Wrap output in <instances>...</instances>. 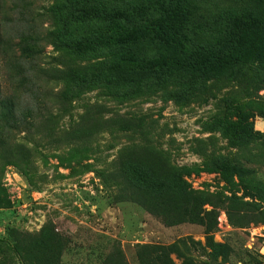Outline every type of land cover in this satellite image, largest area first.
<instances>
[{"label": "rangeland", "instance_id": "1", "mask_svg": "<svg viewBox=\"0 0 264 264\" xmlns=\"http://www.w3.org/2000/svg\"><path fill=\"white\" fill-rule=\"evenodd\" d=\"M49 3L22 0L21 17L10 4L0 8V101L42 112L37 128L0 132V264H140L142 247L173 243L190 264H264V62L243 69L229 65L203 91L187 92L180 74L173 73L164 84L118 88L115 100L101 95V81L88 86L41 74L31 96L20 84L14 43L18 30H46ZM163 5L187 9L196 24L193 40L205 47L216 42L230 17L264 13V0H166ZM220 48H226L223 38ZM233 49L229 45L226 51ZM51 51L56 67L84 65L88 58L47 46L37 63L47 62ZM114 51L171 56L149 33ZM45 110L56 117L45 121ZM200 147L207 155L214 150L213 158ZM219 155L225 159L222 170L211 165ZM232 155L239 175L230 172ZM166 157L193 190L208 195L202 208L216 216L209 233L190 222L165 225L131 197L122 162L129 161V172L139 160L162 172ZM102 169L108 170L105 181ZM38 241L44 248L35 247ZM169 257L173 264L183 261L175 253Z\"/></svg>", "mask_w": 264, "mask_h": 264}, {"label": "trees", "instance_id": "2", "mask_svg": "<svg viewBox=\"0 0 264 264\" xmlns=\"http://www.w3.org/2000/svg\"><path fill=\"white\" fill-rule=\"evenodd\" d=\"M21 1L0 0V8L10 4V11L21 17ZM164 1L131 4L127 0H51L45 7L44 13L49 25L44 32L18 30V39L14 45L19 52L16 67L21 86L25 87L27 94L33 96L37 92L36 80L41 74L53 81L88 86L101 81V95L115 100L118 88L136 91L141 89L143 83L164 84L173 73L180 74L181 85L185 86L187 92L203 91L213 75L229 65L243 69L251 62H264V13L252 18L238 15L230 17L215 35L216 42L205 47L193 40L196 24L192 22L189 11L178 6H164ZM156 10L158 14H154ZM116 22L124 23V28L105 31L95 27L99 23L114 25ZM146 33L151 34L157 44L167 48L171 56L122 54L114 51L115 48L136 43ZM222 38L226 48L216 49ZM229 45L234 49L226 51ZM47 46H51L54 51L66 50L88 58L84 65L56 67V59L51 51L52 54L46 56L47 62L38 64V60L46 55ZM111 49L113 51L110 52ZM103 50L108 53H103ZM41 113V110L31 105L17 109L11 99L0 101V132L7 133L20 125H23L24 130L37 128ZM43 114L42 119L45 121L56 117L50 110H45ZM237 118L241 117L237 115ZM248 136L251 139L256 137L252 133ZM209 140L210 137L200 140L198 147ZM199 149L204 151L203 155H207L203 147ZM214 153V150L210 151L207 158H213ZM232 157L234 161L230 164V172L239 175L240 172L234 169L236 156ZM224 160L219 155L211 161V165L220 170L225 169ZM128 162H122L121 171L131 197L165 225L190 222L202 225L205 233L214 228V210L202 208L207 203L208 195L193 190L184 179L181 168L168 157L164 159L162 172L144 160H139L129 172ZM107 171H99L104 181ZM226 213L230 215L228 211ZM206 239L208 244L213 245L209 236ZM0 242H4V239L0 238ZM14 247L20 251L17 246ZM35 247L44 248V244L38 241ZM142 250L138 256L140 264H173L170 253L182 257L181 264H190L178 243L152 245L142 247Z\"/></svg>", "mask_w": 264, "mask_h": 264}]
</instances>
